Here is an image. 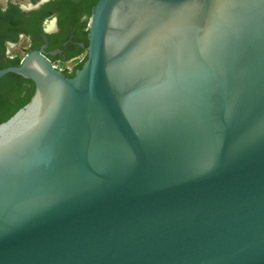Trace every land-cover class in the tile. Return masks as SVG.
Instances as JSON below:
<instances>
[{"label":"water","instance_id":"1","mask_svg":"<svg viewBox=\"0 0 264 264\" xmlns=\"http://www.w3.org/2000/svg\"><path fill=\"white\" fill-rule=\"evenodd\" d=\"M63 77L0 123V264H264V0H96Z\"/></svg>","mask_w":264,"mask_h":264},{"label":"flooded vegetation","instance_id":"2","mask_svg":"<svg viewBox=\"0 0 264 264\" xmlns=\"http://www.w3.org/2000/svg\"><path fill=\"white\" fill-rule=\"evenodd\" d=\"M95 1L0 0V69L17 67L25 55L37 52L63 77H72L85 60L86 24ZM33 89L31 80L4 74L0 106L13 109Z\"/></svg>","mask_w":264,"mask_h":264},{"label":"trees","instance_id":"3","mask_svg":"<svg viewBox=\"0 0 264 264\" xmlns=\"http://www.w3.org/2000/svg\"><path fill=\"white\" fill-rule=\"evenodd\" d=\"M85 33H86V31H85ZM27 101L28 100L21 101L13 109L11 107H8V106H0V123L5 121L6 119H8L17 109L22 107Z\"/></svg>","mask_w":264,"mask_h":264},{"label":"rangeland","instance_id":"4","mask_svg":"<svg viewBox=\"0 0 264 264\" xmlns=\"http://www.w3.org/2000/svg\"><path fill=\"white\" fill-rule=\"evenodd\" d=\"M12 1H14V0H12Z\"/></svg>","mask_w":264,"mask_h":264}]
</instances>
